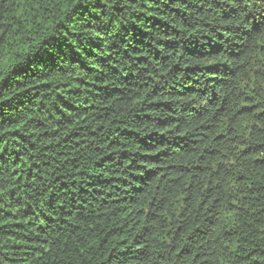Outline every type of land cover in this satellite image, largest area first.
<instances>
[{
  "label": "trees",
  "instance_id": "16d2710c",
  "mask_svg": "<svg viewBox=\"0 0 264 264\" xmlns=\"http://www.w3.org/2000/svg\"><path fill=\"white\" fill-rule=\"evenodd\" d=\"M0 264H264V0H0Z\"/></svg>",
  "mask_w": 264,
  "mask_h": 264
}]
</instances>
